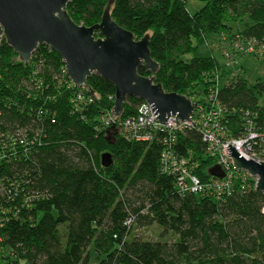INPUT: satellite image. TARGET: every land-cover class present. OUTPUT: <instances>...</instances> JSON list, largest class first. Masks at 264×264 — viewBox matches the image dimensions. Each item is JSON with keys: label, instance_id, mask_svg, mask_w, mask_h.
Wrapping results in <instances>:
<instances>
[{"label": "trees", "instance_id": "obj_1", "mask_svg": "<svg viewBox=\"0 0 264 264\" xmlns=\"http://www.w3.org/2000/svg\"><path fill=\"white\" fill-rule=\"evenodd\" d=\"M189 1L111 5L113 20L137 40L150 36L160 67L139 73L185 97L211 91L221 66L203 49L204 37L231 33L240 23L243 40L264 43V0H194L203 3L194 14ZM108 5L72 0L67 10L77 24L92 27ZM263 93V81L249 86L244 77L220 90L216 116L229 137L252 128L264 144ZM114 103L110 82L94 74L75 86L49 46L26 63L1 42L0 264H91L93 257L98 264H264V193L255 180L244 179L229 195L183 194L174 160H184L202 183L216 164L202 132L179 134L166 163L161 144L110 129ZM142 103L127 98L120 120L134 117ZM151 226L160 229L155 240L135 233Z\"/></svg>", "mask_w": 264, "mask_h": 264}, {"label": "water", "instance_id": "obj_2", "mask_svg": "<svg viewBox=\"0 0 264 264\" xmlns=\"http://www.w3.org/2000/svg\"><path fill=\"white\" fill-rule=\"evenodd\" d=\"M71 1L0 0V44L5 39L26 63L39 47L49 46L60 55L70 80L78 87L87 85L94 74L106 79L115 87L114 118L122 117L127 98L136 97L150 104L154 116L163 123L172 117L191 121L197 104L185 96L167 93L153 78L139 73L141 68L156 73L160 66L152 59L149 35L137 40L113 20L111 5L115 0H109L101 23L92 27L79 25L72 19L67 10ZM111 133L115 135L116 131ZM229 156L239 172L245 171L256 179L255 190L264 193V162L241 157L231 145ZM111 163V156L104 155L103 165ZM208 173L210 177H225L218 165Z\"/></svg>", "mask_w": 264, "mask_h": 264}, {"label": "built area", "instance_id": "obj_3", "mask_svg": "<svg viewBox=\"0 0 264 264\" xmlns=\"http://www.w3.org/2000/svg\"><path fill=\"white\" fill-rule=\"evenodd\" d=\"M255 42L246 41L245 43H236L235 48L241 49V51L246 50V52L254 51ZM228 70H223L222 66L215 73L212 81L213 90L211 91V100L209 103H205L203 109L208 110L207 113L204 112L207 116L203 119H199L201 114L200 105L197 103V106L194 109V117L191 121H179L176 117L170 118L166 123H163L157 120V116H154L153 108L147 102H143L138 110L137 114L134 117H129L121 120L111 117L112 122L115 124L118 122L121 126L122 135L130 141L136 142H156L161 144L163 147V161L168 163L169 152L172 148V142L178 138V135L184 133L183 127H193L197 126L203 134V139L207 144V152L211 158L215 159V162L218 166L222 168L225 172L224 178L210 177L209 181L201 182L199 177L191 172L188 168L187 163L183 160L179 162L177 160L173 161L171 170L174 169L178 173L177 186L182 191V193L190 194H205L208 192L217 193L219 196L229 195L233 192L234 187L243 181L246 178H252L247 172H239L233 164L231 157H228V147L229 145L237 148L238 153L241 157L247 160H258L264 162V144L261 140V135L250 128L245 134L240 137H229L224 139L225 135L220 134L217 140L215 131H212V125H215V128L221 127L220 131L227 134L224 130L223 120H219L217 115L220 113V104L218 95L223 86L230 84L232 81L237 79V75ZM81 99L86 100L85 95H80ZM92 101V99H89ZM211 101L213 104H211ZM194 104V103H193ZM199 109V112L196 110ZM203 110V111H205ZM177 120L179 123H177ZM222 122V125H220ZM193 123L195 125H193ZM251 125V124H250ZM208 126L207 129L204 127ZM252 126V125H251ZM243 146V148H241ZM243 153V154H241ZM254 179V178H252ZM255 184H256V179Z\"/></svg>", "mask_w": 264, "mask_h": 264}, {"label": "rangeland", "instance_id": "obj_4", "mask_svg": "<svg viewBox=\"0 0 264 264\" xmlns=\"http://www.w3.org/2000/svg\"><path fill=\"white\" fill-rule=\"evenodd\" d=\"M202 7H203L202 2L191 0L189 1L187 9L189 10L191 14H194L197 11H199ZM240 29H242V25L240 23H234L233 31L231 33H228L225 31V32H221L218 34H212L209 38L204 37L205 41L203 43V49L206 52L209 51L212 54V56L218 59L223 70L234 72L235 73L234 75H237V79H241L244 77L247 83L249 84V86H252L255 83H261V81L264 82V43L260 45L256 44L255 49L254 51H252V53L246 52V50L241 51V49L235 48L236 43H245L247 41V40L242 39V35L238 32V30ZM96 37H98V35H96ZM210 86H211V91H212L214 88H212V85ZM208 91L209 92L207 94L205 93L207 91H204V90L202 91L200 90L198 93H195V94L193 91H191L190 93L187 94V98L192 103L194 104L199 103L200 110L202 111L201 114L199 115L200 120L207 116L204 112L207 113L208 110H205L203 108L205 107V103L207 102L209 103V101L211 100L212 92L210 91V87ZM259 101L261 105H264V93L262 97H259ZM211 104H213L212 101H211ZM196 111L199 112V109ZM120 118L121 117L116 118V119L120 120ZM122 121L123 119H121L120 122ZM120 122H118V124L115 123L113 126H111L110 129L117 128L118 133H122L121 131L122 128L119 125ZM220 125H222V122H220ZM195 128H197V126L193 127V129ZM207 128L208 126L204 127V129H207ZM191 129L192 128L190 127L189 128L183 127L182 130L185 133L187 131H190ZM216 130H221V127L215 128V125H212V131L213 132L215 131L217 140H219L218 138L221 137L220 134L225 135L224 139L229 138L227 134L222 133L223 131L220 132ZM111 138H113L112 140H114L116 139V136H112ZM211 156L209 155V158H211ZM211 159L215 160L213 158ZM216 165L217 164H214L213 166H216ZM135 233L140 234L142 236H147L149 239L155 240L159 238L160 236V229H158L156 226H151L147 229H139L138 231H135ZM91 264H98L94 257L91 260Z\"/></svg>", "mask_w": 264, "mask_h": 264}, {"label": "bare ground", "instance_id": "obj_5", "mask_svg": "<svg viewBox=\"0 0 264 264\" xmlns=\"http://www.w3.org/2000/svg\"><path fill=\"white\" fill-rule=\"evenodd\" d=\"M192 117H194V112H193V114H192V116H191V119H192ZM241 148H243V146H242ZM241 154H243V153H241Z\"/></svg>", "mask_w": 264, "mask_h": 264}]
</instances>
